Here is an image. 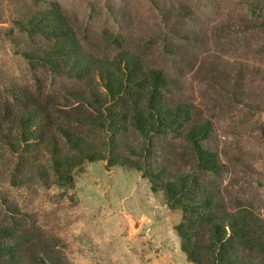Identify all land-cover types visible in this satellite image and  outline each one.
Instances as JSON below:
<instances>
[{"label":"rangeland","instance_id":"1","mask_svg":"<svg viewBox=\"0 0 264 264\" xmlns=\"http://www.w3.org/2000/svg\"><path fill=\"white\" fill-rule=\"evenodd\" d=\"M37 11L60 13L81 48L96 57L111 60L128 51L145 67L160 68L170 82L165 97L194 105L211 122L210 143L224 167L205 180L219 187L228 207L248 204L264 221V0H0L3 127L17 108L12 92L23 91L64 126L103 144L104 131L75 119L93 112L70 96L82 79L23 54L49 42L26 23ZM248 98L260 107H248L254 102ZM183 139L176 132L161 137L157 162L162 148L181 152ZM0 153V223H18L50 264H193L174 229L181 211L151 189L143 171L83 161L68 181L55 174L46 149ZM184 158L181 166L188 168ZM11 175L18 185H11ZM258 260L264 264V253Z\"/></svg>","mask_w":264,"mask_h":264},{"label":"trees","instance_id":"2","mask_svg":"<svg viewBox=\"0 0 264 264\" xmlns=\"http://www.w3.org/2000/svg\"><path fill=\"white\" fill-rule=\"evenodd\" d=\"M26 23L45 32L49 42L23 52L24 56L82 79L83 87L74 89L70 96L93 112H78L75 119L104 131L108 138L103 144L95 143L64 126L45 103L27 92L15 91L12 96L17 108L8 128L0 121V150L33 155L46 149L55 174L68 181L71 170L83 161L106 160L107 166L143 171L151 189L161 190L166 204L181 211L174 229L188 261L261 264L264 221L248 204L228 207L219 187L205 180V174H218L224 167L210 143L211 122L203 119L194 105L165 97L163 90L170 82L162 70L145 67L138 55L128 51L118 52L111 60L86 52L58 12L37 11ZM244 25L247 29L258 27ZM242 71L239 67L233 75L235 89L241 85ZM256 101L247 103L248 107H260L261 101ZM169 132L183 133L185 143L179 153L162 148L158 163V140ZM184 157L188 168L181 166ZM10 182L19 184L14 175ZM0 264L50 263L18 223H0Z\"/></svg>","mask_w":264,"mask_h":264},{"label":"water","instance_id":"3","mask_svg":"<svg viewBox=\"0 0 264 264\" xmlns=\"http://www.w3.org/2000/svg\"><path fill=\"white\" fill-rule=\"evenodd\" d=\"M137 224H138V223L135 221V222H134V226H137Z\"/></svg>","mask_w":264,"mask_h":264}]
</instances>
